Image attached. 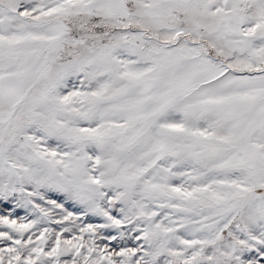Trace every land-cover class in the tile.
<instances>
[{
	"label": "snow or ice",
	"instance_id": "1",
	"mask_svg": "<svg viewBox=\"0 0 264 264\" xmlns=\"http://www.w3.org/2000/svg\"><path fill=\"white\" fill-rule=\"evenodd\" d=\"M0 264H264V0H0Z\"/></svg>",
	"mask_w": 264,
	"mask_h": 264
}]
</instances>
